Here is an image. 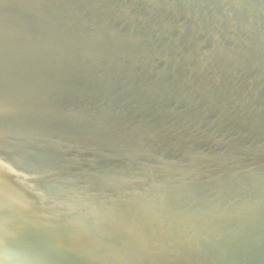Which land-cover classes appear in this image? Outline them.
<instances>
[{"label":"water","instance_id":"obj_1","mask_svg":"<svg viewBox=\"0 0 264 264\" xmlns=\"http://www.w3.org/2000/svg\"><path fill=\"white\" fill-rule=\"evenodd\" d=\"M42 1L55 5L53 14L65 28L89 41L90 48L77 45L63 67L72 77L96 83L89 88V112L100 106L98 112L117 116L120 129H114L112 144L122 154L107 158L104 152L97 159L91 150L66 144L55 146L48 161H38L29 151L11 150L5 161L0 158V264H161L176 249L163 242L160 219L181 222L192 204L199 213L195 227L200 232L206 227L210 235L207 244L199 235L203 247L212 248L220 238L225 254L238 257L230 264H243L251 257L256 259L250 264H264V240L256 241L259 231L264 234V173L252 172L254 164L264 163V153L256 157L231 149L215 163L192 159L197 153L207 154L206 147L217 154L227 136H239L248 146L250 134L261 145L257 134L264 138V0ZM77 94L63 106L84 116L87 110ZM140 112L145 120L150 114L176 123L184 149L196 153L181 163L182 152L174 148L173 136L163 143L139 136L137 149L124 152L132 130L139 131ZM152 158L159 162L161 174L148 163ZM65 161L69 165L60 168ZM130 161L146 167L133 171ZM70 170L76 174L72 179L52 176ZM155 177L170 179V186L150 189L146 182ZM189 177L192 185L187 184ZM36 178L42 179L38 186ZM121 178L117 184H101ZM249 194L259 196L257 202ZM119 196L120 204L112 205ZM69 198V204L62 202ZM200 198L205 199L199 202ZM217 198H222L220 203ZM162 201L169 215L154 210ZM228 204L236 213L241 210L240 218L245 217L249 226L231 237L224 233L230 229H222L233 221L224 219L234 218L233 213L222 215ZM135 205L148 211L146 215H130ZM78 208L83 211L74 212ZM192 233L172 232L170 245L183 251L177 257L192 252L194 245L189 250L185 246ZM248 238L250 254L241 248ZM210 256L224 255L219 250Z\"/></svg>","mask_w":264,"mask_h":264},{"label":"bare ground","instance_id":"obj_2","mask_svg":"<svg viewBox=\"0 0 264 264\" xmlns=\"http://www.w3.org/2000/svg\"><path fill=\"white\" fill-rule=\"evenodd\" d=\"M98 1L102 2V0ZM53 8H55L54 4L42 0H2L0 2V158L5 161L7 153H10L11 150L16 152L29 151L31 155H35L38 161H48L53 157L55 146H65L66 144H72L79 151L91 150L92 153L90 154L97 159L104 152L107 158H117L122 154L117 146L112 144L115 136L114 129H120L117 116L98 112L100 106H94L95 110L90 113L89 109L92 107L93 101H91L92 92L89 88L96 83H92V79L84 80L76 76L72 77L63 67V64H67L72 60L76 46L78 45V48L87 50L90 48L89 41L78 36L75 31L65 28L63 23L58 20L59 15L53 14ZM82 13H86V10H82ZM197 81L198 79L195 80V82ZM77 92L81 93L79 98H81V103L87 110L84 116H75L63 106L64 102L75 98L78 95ZM85 100H88V102L86 103ZM111 106L110 102L109 107ZM138 116L140 119L139 131L134 132L132 130L130 134L131 142L124 148V152L130 154L137 149L139 136H145V138L161 143L164 142L166 137L173 136V138H176L174 148L182 152L180 153L181 163L188 162L191 159V153H196L195 150L188 152L184 149L181 132L178 131L176 123L171 122V124L169 121H161L150 114L148 116H151V118L145 120L143 112H140ZM246 119H250V117L247 116ZM150 124L153 127H150ZM247 137L248 146H243L239 136H227V140L220 145L218 152H215L217 154L206 147L207 154L197 153L192 159L201 158L215 163L218 159H223L226 156L225 154L230 155L231 149L233 152L241 151L246 154H256V157L257 154L264 153V138L260 134H257V137H259L261 145L254 136L248 134ZM165 159L168 160V154L165 155ZM90 162L99 166V163L94 160ZM114 162L116 161H112L111 164L122 166L121 163ZM69 163L67 161L62 162L61 165L63 166H60V168L67 167ZM148 163L152 164V170L155 174H161V167L155 158H152ZM130 164L134 167L133 171H140L146 167L145 164L132 161H130ZM82 165L85 169L90 170L89 164ZM119 166L116 165L115 169L118 170ZM253 166L255 167L252 172L255 171V174L264 173V163L254 164ZM73 172L71 170L64 171L52 176H63L69 180L76 175ZM164 178L155 177L153 179L155 184H152L153 180H149L146 185L150 189H158L162 186L168 188L171 184L170 179ZM122 180V178L103 180L101 184H117ZM33 181L38 186L42 179L36 178ZM214 181L220 182L221 179ZM176 182L181 184L182 179ZM187 184H193L191 177H189V183ZM226 184L223 183L222 185ZM28 186L32 188V185ZM169 190L171 189L169 188ZM219 190L214 194L221 192ZM255 196L256 194H249L248 198L252 202H257L259 196L256 198ZM71 199L62 200V202L69 204ZM121 199H123L121 196L114 198L112 205L120 204L118 202ZM203 199L200 198L199 202H202ZM221 200L222 198H217L215 202L220 203ZM42 202L48 203L47 200H42ZM108 204L111 203L108 202ZM223 204L227 205V202ZM93 205L97 204L93 203ZM220 205L217 204V207H220ZM153 208L162 215L171 213L165 201L161 202V206H154ZM234 210V206L228 204L227 208L222 211L224 216L231 213L234 215V218L224 219V222L230 219L233 220L232 223L222 228L230 229L228 232L224 231L229 237L239 230L249 227L247 219L245 217L240 218L242 216L241 210H238L237 213ZM79 211L83 210L78 208L74 212L79 213ZM147 212L137 208V205L130 208V215L135 217H143ZM185 213L190 215L182 214L179 218L181 222L173 221L168 224L164 221L165 219H160L162 220L161 228L164 229L162 231L163 242L176 249L173 251L174 253L172 252V255L170 254V259L161 264H227V261L230 264L231 261L238 258L228 257L225 254V244L222 243L220 238L212 244V248L203 247L199 235L203 234L205 243L210 235L205 232L206 227H203L204 231L202 232L198 227H195L199 214L197 205L192 204L191 208H187ZM237 218H240L241 225H239ZM40 220L49 222L46 218ZM261 220V227L264 228V218L262 217ZM188 229L193 230V233L189 235V240L185 242V246L187 250L192 245H194V248L185 257H177L181 256L183 251L182 248H177L176 245H170L173 241L170 236L174 231L185 232ZM263 240L264 234L259 231L256 241L262 242ZM243 247L250 254L252 248L250 238L245 241L241 248ZM202 250H204V253H202ZM219 250H222L223 257L210 256V254H214L216 251L219 252ZM127 258L130 259L131 257ZM255 259L256 257H251L248 262L243 264H250V260Z\"/></svg>","mask_w":264,"mask_h":264}]
</instances>
